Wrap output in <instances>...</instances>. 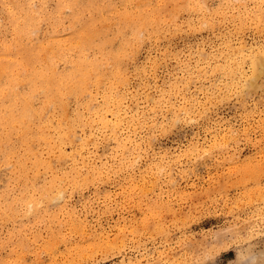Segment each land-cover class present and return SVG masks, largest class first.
Listing matches in <instances>:
<instances>
[{"label":"rangeland","instance_id":"obj_1","mask_svg":"<svg viewBox=\"0 0 264 264\" xmlns=\"http://www.w3.org/2000/svg\"><path fill=\"white\" fill-rule=\"evenodd\" d=\"M238 263L264 264V0H0V264Z\"/></svg>","mask_w":264,"mask_h":264},{"label":"bare ground","instance_id":"obj_2","mask_svg":"<svg viewBox=\"0 0 264 264\" xmlns=\"http://www.w3.org/2000/svg\"><path fill=\"white\" fill-rule=\"evenodd\" d=\"M257 61V60H256ZM255 63H257V65H259L260 67H261V61H259L258 60V62H255ZM255 65V64H254ZM256 66V65H255ZM256 69H258L257 68V66L255 67ZM259 71V70H258ZM260 75H261V73H260ZM40 76H42L41 74H40ZM256 76V75H255ZM69 77V79L71 78L70 76H68ZM42 80H44V82L45 83H47V84H49V82H50V79L49 78H42ZM24 121V120H23ZM30 202H32L31 200H30ZM31 206V205H30ZM236 263H237V261H236ZM258 263V262H257ZM239 264V263H238ZM242 264V263H241ZM255 264V263H254Z\"/></svg>","mask_w":264,"mask_h":264}]
</instances>
